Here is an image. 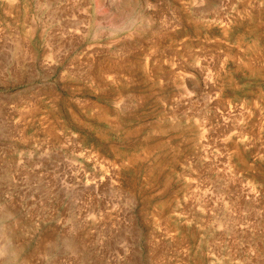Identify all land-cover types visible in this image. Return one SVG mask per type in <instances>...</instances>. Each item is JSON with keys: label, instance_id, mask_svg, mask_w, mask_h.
<instances>
[{"label": "rangeland", "instance_id": "rangeland-1", "mask_svg": "<svg viewBox=\"0 0 264 264\" xmlns=\"http://www.w3.org/2000/svg\"><path fill=\"white\" fill-rule=\"evenodd\" d=\"M0 264H264V0H0Z\"/></svg>", "mask_w": 264, "mask_h": 264}]
</instances>
